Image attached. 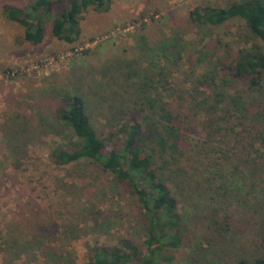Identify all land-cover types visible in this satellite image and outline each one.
I'll list each match as a JSON object with an SVG mask.
<instances>
[{"label":"rangeland","instance_id":"rangeland-1","mask_svg":"<svg viewBox=\"0 0 264 264\" xmlns=\"http://www.w3.org/2000/svg\"><path fill=\"white\" fill-rule=\"evenodd\" d=\"M33 1L0 0V264H85L95 244L127 237L142 245L134 195L91 163L62 166L50 153L77 140L55 119L60 94L82 97L109 147L123 137L119 124L152 95L149 84L178 116L185 151L178 166L156 162L176 194L180 221V244L164 252L171 262L163 264H234L259 255L264 191L252 182V156L234 147L230 133L207 136L196 111V77L208 62L256 41L241 20L196 25L189 13L234 0H104L107 10L81 13L71 43L50 33L57 2L41 19L36 45L2 13L4 4L24 9ZM163 41L181 46L179 59L172 46L157 49ZM224 89L246 91L240 81ZM243 95L263 103L261 94Z\"/></svg>","mask_w":264,"mask_h":264},{"label":"trees","instance_id":"trees-1","mask_svg":"<svg viewBox=\"0 0 264 264\" xmlns=\"http://www.w3.org/2000/svg\"><path fill=\"white\" fill-rule=\"evenodd\" d=\"M57 2L62 6L52 19L50 33L65 43L73 42L79 34L78 23L84 10L92 8L98 13L107 10L104 0H34L24 9L4 4L2 13L6 19L22 26L26 42L36 45L43 38L41 19ZM189 19L196 25L210 26L238 19L256 41L249 47L239 48L232 58L208 62L206 70L196 77L202 97L196 111L202 117L201 127L207 136L221 131L230 133L234 147L252 156L251 167L248 166L252 182L260 184L264 191V4L262 0H234L222 6L203 4L190 11ZM171 46L179 59L181 46L177 43L163 41L157 49L163 53ZM157 73L163 79L162 73ZM217 73H221L219 85ZM239 81L246 91L234 90L230 94L225 91L227 84ZM149 87L154 90L152 95L139 104L136 115L119 124L123 137L109 147L91 127L82 97L74 93L59 96L62 105L56 110L55 119L77 140L71 149L52 150L51 160L62 166L83 160L110 174L134 195L142 224V245L127 237L95 244L88 248L85 264L170 263V256L164 252L180 244L177 197L158 170L167 162L181 164L180 157L185 155L181 147L182 133L178 116L163 100L160 90L151 84ZM246 92L261 94L263 103H256L255 97L248 100L243 95ZM158 161L162 165L157 166ZM217 226L224 228L219 222ZM257 233L259 255L238 259L234 264H264V220Z\"/></svg>","mask_w":264,"mask_h":264}]
</instances>
